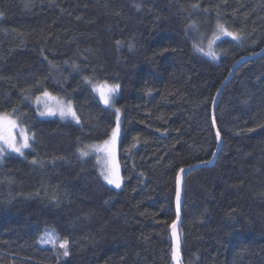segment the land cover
<instances>
[{
	"label": "trees",
	"instance_id": "obj_1",
	"mask_svg": "<svg viewBox=\"0 0 264 264\" xmlns=\"http://www.w3.org/2000/svg\"><path fill=\"white\" fill-rule=\"evenodd\" d=\"M218 25L239 39L213 45ZM262 50L264 0H0V114L33 137L0 162V264H173L177 177L220 144L186 176L181 263L264 264ZM103 82L120 86L118 191L81 156L116 126ZM45 92L80 123L39 117Z\"/></svg>",
	"mask_w": 264,
	"mask_h": 264
},
{
	"label": "rangeland",
	"instance_id": "obj_2",
	"mask_svg": "<svg viewBox=\"0 0 264 264\" xmlns=\"http://www.w3.org/2000/svg\"><path fill=\"white\" fill-rule=\"evenodd\" d=\"M227 31L230 32L229 30H227ZM216 37H219V38L217 39ZM222 37L232 38L231 36L224 35L218 28V34H217V36H215L212 39V44L215 45L217 43V41L219 39H221ZM201 49H202L201 46L196 47V50H198L197 56L201 60H204L205 62H209L214 66H218L217 59H215V57H212V55H207L206 51H204L203 49L201 51ZM97 84L98 83L94 84V86H96ZM119 90H120V88L114 94H112V103L110 105H106V106L110 107V109L113 112H115V115H116V109L118 108L116 106L115 101L119 98V96H118ZM49 94H50L49 96H45L44 94H41L37 98L33 99L34 100L33 104H34L35 109L38 112L39 117H42L44 119L53 118V119H60V120L62 119V120H69V121L77 122V119L73 118L72 115H70V114H65L63 116L60 114L61 107L66 105L67 103H69V101H67L66 99H63L61 97H58V96H56L50 92H49ZM98 96H99V94H98ZM71 105H72L73 111L76 113V117L78 118L76 109L74 108V104L72 101H71ZM49 112H52L54 114H49ZM41 113H43V115ZM119 115H120V133H119V136L117 137L115 143L114 144L108 143L107 145L105 144L106 141H109V142L111 141V137H110L105 142L94 143L93 145L88 146L83 151V152H86L87 155H81L82 158H92L94 161H97L99 171H100L101 176L103 177L105 182H107V180L105 179L106 175H110V177L112 179H117V178L119 179V181H120V187L119 188L115 187L114 184H109L107 182L110 185V187L116 191L122 189L124 186L121 164H120V160H119V154H120L119 146H120V141H121L120 138L122 135V117H121L120 112H119ZM7 118L10 120H14L16 122L17 126L14 129H10V131H11V134L15 137L17 144L19 145L20 143L23 142L22 141V133L26 132L27 135L29 136V141H28L29 147L22 149L23 155H21L19 153L11 151V149L6 148L3 144V142L0 141V147H5V151L0 152V162H3L5 157L7 155H9L10 153L16 154L19 156L20 155L25 156V153L28 150H30L32 147L31 141H32L33 137H32V134L30 132H28L26 127H24L20 122H18L15 118H13L10 115H7ZM79 123H80V119H79ZM7 131L8 130L6 129V126L3 124H0V134L7 135ZM45 238L48 241L49 239H55L56 237L49 234Z\"/></svg>",
	"mask_w": 264,
	"mask_h": 264
},
{
	"label": "snow or ice",
	"instance_id": "obj_3",
	"mask_svg": "<svg viewBox=\"0 0 264 264\" xmlns=\"http://www.w3.org/2000/svg\"><path fill=\"white\" fill-rule=\"evenodd\" d=\"M219 30L227 36H231L232 39H239L238 34L235 33H231L228 32L223 25H218ZM217 39L219 37H216ZM117 43H119V41H117ZM209 47L211 48V44L209 45ZM202 51V49H201ZM207 55H212L213 57H215V53L210 51L209 53H206ZM91 82V81H89ZM119 84H114V85H109L107 82H103V83H98L95 87H94V91H96L99 96L100 99L103 101V103L105 105H110L112 103V94H114L118 89H119ZM45 96H49L50 94L45 92L44 93ZM120 110L117 108L116 109V126L115 128L112 130V136H111V141H106L105 144L107 145L108 143H112L114 144L117 137L119 136L120 133V115H119ZM43 115V113H41ZM49 114H54L52 112H49ZM60 114L63 116L65 114H70L72 115L73 118L77 119V123H79V119L76 117V113L73 111L72 109V105L71 102L67 103L66 105L62 106L60 109ZM0 124H3L6 126L7 131V135L4 134H0V141L3 142L4 146L8 149H11V151L19 153L21 155H23V151L22 149L24 148H28L29 147V136L27 135L26 132L22 133V143H20L19 145L16 142L15 137L11 134L10 129H14L17 125L16 122L14 120H10L7 118V114H0ZM217 139H219V132H217ZM5 147H0V152H4L5 151ZM82 155H87L86 152H82ZM35 163V161H33ZM181 172L183 171V169L180 170ZM118 175V174H117ZM105 179L107 180V182L109 184H114L115 187L119 188L120 187V181L119 179H112L110 177V175H106ZM177 218H179V204H180V188H179V177H177ZM173 235L175 236V224H173ZM47 242L51 243L53 245V247H55L57 245L58 242V246L60 249H63L62 255L67 257L69 255V241L68 239H60L58 236L55 239H49ZM174 258H176V250L174 249Z\"/></svg>",
	"mask_w": 264,
	"mask_h": 264
},
{
	"label": "water",
	"instance_id": "obj_4",
	"mask_svg": "<svg viewBox=\"0 0 264 264\" xmlns=\"http://www.w3.org/2000/svg\"><path fill=\"white\" fill-rule=\"evenodd\" d=\"M262 54H264V50H262L260 53L255 54L254 56H250V58H256L261 56ZM249 60V58H245V59H241L240 62H238L237 64H235L232 68V71L229 75V77L226 79L227 81L222 85L221 89H220V93L215 101V105L213 107V113H214V118L216 117V110L218 108L219 105V100L221 97V94L223 92V89L230 83V79L233 77V75L236 73V71L238 70V68L240 67V65L242 63H244L245 61ZM222 146L220 144L219 149L217 150L214 158L209 161V162H204L202 164H196V165H192L190 168H186L184 169L180 174H179V188H180V204H179V218H177L175 224V236L172 233V239H173V243H174V249L176 250V258H173V264H182L181 263V249H182V239H181V225L183 223L182 219H183V207H184V203H185V184H186V176L187 174L191 173L194 170H198L201 169L202 167H213V164L216 162L217 157L219 156L218 154L220 153V151L222 150ZM177 196V195H176ZM176 200V211H177V199ZM172 232H173V227H172Z\"/></svg>",
	"mask_w": 264,
	"mask_h": 264
}]
</instances>
